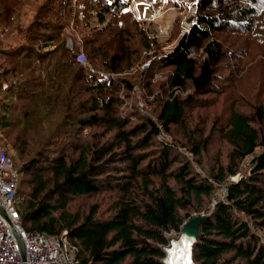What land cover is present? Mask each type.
I'll return each mask as SVG.
<instances>
[{
	"label": "trees",
	"instance_id": "1",
	"mask_svg": "<svg viewBox=\"0 0 264 264\" xmlns=\"http://www.w3.org/2000/svg\"><path fill=\"white\" fill-rule=\"evenodd\" d=\"M195 1L164 49L125 0H0V149L21 223L66 233L80 264H165L202 216L194 264H264V42L248 47L264 0Z\"/></svg>",
	"mask_w": 264,
	"mask_h": 264
},
{
	"label": "built area",
	"instance_id": "2",
	"mask_svg": "<svg viewBox=\"0 0 264 264\" xmlns=\"http://www.w3.org/2000/svg\"><path fill=\"white\" fill-rule=\"evenodd\" d=\"M77 60L86 64L82 53ZM3 87H7L6 84ZM139 106L146 111V105L140 103ZM18 177L14 163L0 150V206L4 207L12 221L9 224L0 221V264H80L79 259L70 254L71 250L77 248L67 241L66 233L59 237H48L24 229L15 192L18 189Z\"/></svg>",
	"mask_w": 264,
	"mask_h": 264
},
{
	"label": "rangeland",
	"instance_id": "3",
	"mask_svg": "<svg viewBox=\"0 0 264 264\" xmlns=\"http://www.w3.org/2000/svg\"><path fill=\"white\" fill-rule=\"evenodd\" d=\"M133 1L134 3L132 2V0H125L126 13L129 14L134 21L138 22L141 26L144 27L149 37L157 38L159 42L163 43L164 49H172L176 45L177 41L184 36V33H187L186 31L190 28L193 21L195 20L197 12V1L195 0ZM30 15L31 9L27 8L25 18H29ZM109 19L110 16L106 15V20L109 21ZM258 29L263 34L260 27H258ZM66 31L68 44L72 45L77 36L75 37L73 35L74 32L70 28H67ZM249 40L252 41V44H249L248 47L256 49L260 46V43H258L259 41L264 42V37L253 35V37H250ZM1 93L2 92H0V96L2 95ZM138 99V107L140 103L146 105L141 99L139 93ZM147 111L148 106L145 113H147ZM233 180L235 181L236 178H233ZM24 193V189L20 190V193L18 192L16 197L18 202L21 201ZM175 264H186V262L183 260H178Z\"/></svg>",
	"mask_w": 264,
	"mask_h": 264
},
{
	"label": "bare ground",
	"instance_id": "4",
	"mask_svg": "<svg viewBox=\"0 0 264 264\" xmlns=\"http://www.w3.org/2000/svg\"><path fill=\"white\" fill-rule=\"evenodd\" d=\"M197 4V3H196ZM194 12V11H193ZM194 22H195V20L193 21V23H192V25L194 24ZM190 25V24H189ZM191 25V26H192ZM191 26H190V28L186 31L187 33L189 32V30L191 29ZM189 27V26H188ZM184 35H185V33H184ZM67 46L68 47H70V48H72L73 47V43H72V45H69L68 44V41H67ZM78 58V57H77ZM77 62H78V60H77ZM80 63V62H79ZM82 64V63H81ZM87 64V63H86ZM85 64V65H86ZM84 65V64H83ZM3 85L4 84H0V92H2V91H4L5 89H7V87H3ZM140 107V106H139ZM140 110L142 111V112H146V111H143L141 108H140ZM163 131V130H162ZM168 133V132H167ZM166 134V133H165ZM162 138V137H161ZM169 138V137H168ZM1 150V149H0ZM1 151H3V150H1ZM4 152V151H3ZM5 153V152H4ZM8 156V155H7ZM9 157V156H8ZM10 158V157H9ZM11 159V158H10ZM12 160V159H11ZM13 162V161H12ZM15 167V166H14ZM17 170V169H16ZM18 172V171H17ZM18 176H19V174H18ZM18 183H19V177H18ZM15 192L18 194V189H16L15 190ZM224 197V195H222V198ZM19 203L20 202H18V205H17V208H18V206H19ZM0 208L3 210V212H4V215L2 214V213H0V221H2L4 224H9V223H11L12 221H11V217H10V215L8 214V213H6V211H5V209H4V207H2V206H0ZM18 211H19V209H18ZM19 214H20V212H19ZM20 220H21V218H20ZM22 224V223H21ZM23 226V225H22ZM25 229V228H24ZM26 230V229H25ZM27 231V230H26ZM31 233H35V232H31ZM181 237V236H180ZM180 237L177 239V238H171V240L172 239H175V240H179L180 239ZM66 239H67V241H69V239H68V236H66ZM70 242V241H69ZM19 244L21 245V247H22V242L19 240ZM170 248L171 247H169V248H167L166 249V253H168V250H170ZM23 249V248H22ZM70 254H74L75 256H76V253H75V250L73 249V250H71L70 251ZM77 257V256H76ZM177 257H179V258H181V260H179V261H182V259L183 258H186V259H183V261H185L186 262V264H194L193 263V260H192V257H191V255H190V247H189V240H183V239H180L179 241H177L175 244H174V247L170 250V255L168 256V254H167V264H175L176 263V261H178V258Z\"/></svg>",
	"mask_w": 264,
	"mask_h": 264
},
{
	"label": "water",
	"instance_id": "5",
	"mask_svg": "<svg viewBox=\"0 0 264 264\" xmlns=\"http://www.w3.org/2000/svg\"><path fill=\"white\" fill-rule=\"evenodd\" d=\"M0 213H2L4 215L3 210L0 208ZM5 216V215H4ZM206 218V216H202V217H195L193 219H191L189 222H187L182 230H181V237L180 239L183 240H189V247H190V255L192 257V245L193 243L198 239L199 236V226L201 224V222ZM179 239V240H180ZM179 240H175L172 239L171 240V248L170 250L174 247V244L179 241ZM170 250H168V256L170 255ZM165 264H167V258L165 259Z\"/></svg>",
	"mask_w": 264,
	"mask_h": 264
},
{
	"label": "crops",
	"instance_id": "6",
	"mask_svg": "<svg viewBox=\"0 0 264 264\" xmlns=\"http://www.w3.org/2000/svg\"><path fill=\"white\" fill-rule=\"evenodd\" d=\"M177 258H178V260H181V258H179V257H177ZM183 259H186V258H183ZM183 259H182V260H183Z\"/></svg>",
	"mask_w": 264,
	"mask_h": 264
}]
</instances>
